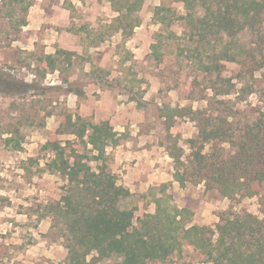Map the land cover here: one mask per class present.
Listing matches in <instances>:
<instances>
[{
	"label": "rangeland",
	"instance_id": "1",
	"mask_svg": "<svg viewBox=\"0 0 264 264\" xmlns=\"http://www.w3.org/2000/svg\"><path fill=\"white\" fill-rule=\"evenodd\" d=\"M37 1L34 20L29 21L28 10ZM158 6L185 13L179 0H144L138 12L140 26L124 35L117 28L119 13L109 0H0V264H70L63 223L47 210L60 198L66 181L46 166L54 151L44 146L78 140L63 133L66 114L112 125L118 140L105 147L102 157H93L98 150L91 144L77 149L87 156L92 170L104 166L118 185L130 190L125 205L136 208V217L155 213V198H165L163 206L191 211L188 225L215 228L219 215L228 210L264 218L258 195L230 199L207 189L199 178L185 186L175 180L170 150L176 143L189 154L187 141L198 137V125L173 109L209 108L216 117L234 112L236 126H245L264 108V88L258 90V84L250 94L216 96L213 84L221 88L222 82L208 74L199 59L202 55L208 60L214 41L199 42L190 24L166 10L156 14ZM62 10L69 14L66 27L48 16ZM163 15L164 23L158 19ZM56 28L67 31L62 32L64 47L53 43L59 38ZM248 34L240 37L248 40ZM56 49L71 52L70 59L65 52L57 54L56 69L42 76L41 57ZM225 64L224 77L240 70L235 63ZM21 81L34 88L18 89L15 82ZM250 81L249 76L242 83L237 80L236 88ZM88 95L103 103L84 106ZM222 146L228 148L226 143ZM211 150L207 142L203 151ZM94 256L91 252L87 261L92 263ZM116 259L109 256L103 262ZM149 264L179 263L169 258ZM193 264L210 263L196 259Z\"/></svg>",
	"mask_w": 264,
	"mask_h": 264
},
{
	"label": "trees",
	"instance_id": "2",
	"mask_svg": "<svg viewBox=\"0 0 264 264\" xmlns=\"http://www.w3.org/2000/svg\"><path fill=\"white\" fill-rule=\"evenodd\" d=\"M109 1L119 13L117 28L124 35L140 26L138 12L144 0ZM179 1L184 5V14L177 15L166 6H158L156 14L163 10L172 12L190 24L199 42L214 41L208 60L204 61L202 55L199 59L203 69L222 82L221 88L213 84L216 96L250 94L258 84L262 85H258V90H262L264 0ZM158 19L164 23L166 18L163 15ZM243 32L249 33L248 40L240 37ZM62 52L70 59L71 52L61 49L41 57L42 76L56 69V55ZM227 62L240 67L234 77L223 76ZM247 76L251 81L237 89V80L242 83ZM15 84L23 91L34 88L25 81ZM75 91L83 95L81 90ZM173 111L176 115H189L198 125V137L187 141L189 154L176 143L170 150L176 164L175 180L185 186L188 180L199 178L207 189H217L230 199L258 195L264 213V108L258 111L254 122L240 127L236 126L234 112L216 117L209 108L180 107ZM65 122L63 133L74 134L78 140H66L64 144L49 141L44 146L54 151V158L46 166L66 181L60 198L49 203L47 210L63 223L70 264H108L103 260L109 256L119 258L112 264H149L169 258L179 264H193L196 259L210 264H264V218L228 210L219 215L215 228L188 225L191 211L186 207L163 206L161 201L165 198H155V213L136 217V208L125 205L130 190L118 185L114 174L106 172L104 166L99 171L92 170L85 161L87 156L77 149L79 144L84 149L91 144L98 150L93 157H102L105 147L118 140L112 125L108 121L94 123L80 115L74 119L73 114H66ZM207 142L212 143L210 152L203 151ZM224 143L228 148L222 146ZM91 252L96 253L92 263L87 261Z\"/></svg>",
	"mask_w": 264,
	"mask_h": 264
},
{
	"label": "crops",
	"instance_id": "3",
	"mask_svg": "<svg viewBox=\"0 0 264 264\" xmlns=\"http://www.w3.org/2000/svg\"><path fill=\"white\" fill-rule=\"evenodd\" d=\"M39 4V1H37L34 5H32V6H30V9L28 10V20L29 21H33L34 20V14H32L33 13V11H36V8H35V6L36 5H38ZM56 8H58V10H60L61 9V5H57L56 6ZM59 13L56 11H53V13L51 12L48 16H51V17H53L54 19H56V18H58L57 19V21H58V25L59 26H61V27H66L67 25V23L69 24V22H68V16H69V14H67V12L65 11V10H62L61 12H60V15H58ZM65 18V21L63 22L62 21V19H64ZM52 18V19H53ZM58 35H59V38H56V40H54L53 41V43H54V45L55 44H58L57 45V47H64V41H65V38H66V36L64 35V33H62V32H65V31H63V29L62 30H58L57 28H56V31H55ZM65 33H67V31L65 32ZM68 35H69V33H68ZM56 51H57V49L56 50H54V54H56ZM46 55V54H45ZM50 72V71H49ZM101 95V97H103V93H101L100 94ZM91 95H88V98L90 97ZM101 97H99V98H101ZM93 98V97H92ZM88 101V103H84V106H88L89 104H91V103H93L94 105H96V106H100V104H99V102L100 103H103V101L102 100H100V99H96V100H91L90 98L87 100Z\"/></svg>",
	"mask_w": 264,
	"mask_h": 264
}]
</instances>
